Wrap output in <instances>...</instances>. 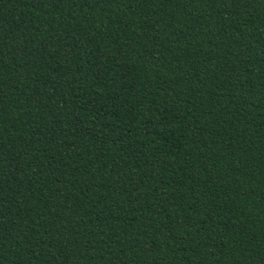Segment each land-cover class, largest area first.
Here are the masks:
<instances>
[{"label": "trees", "instance_id": "1", "mask_svg": "<svg viewBox=\"0 0 264 264\" xmlns=\"http://www.w3.org/2000/svg\"><path fill=\"white\" fill-rule=\"evenodd\" d=\"M0 264H264V0H0Z\"/></svg>", "mask_w": 264, "mask_h": 264}]
</instances>
